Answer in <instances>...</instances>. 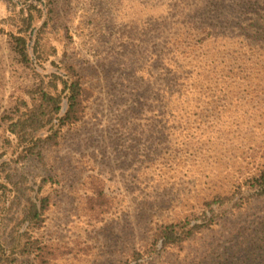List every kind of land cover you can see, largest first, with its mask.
Masks as SVG:
<instances>
[{
  "label": "rangeland",
  "instance_id": "374dc122",
  "mask_svg": "<svg viewBox=\"0 0 264 264\" xmlns=\"http://www.w3.org/2000/svg\"><path fill=\"white\" fill-rule=\"evenodd\" d=\"M216 16L257 26L264 0H0V177L12 183L0 199V257L15 264L248 259L240 237L255 240L264 197L213 206L219 224L181 249H149L161 226L210 219L205 204L217 198L246 199L245 183L264 170V46L200 37L182 46L191 24ZM16 36L26 40L27 62L13 49ZM75 78L77 120L67 122L62 83ZM41 91L62 98L61 122L33 136L49 138L43 159L9 133ZM30 202L37 220L25 218ZM262 255L250 257L261 263Z\"/></svg>",
  "mask_w": 264,
  "mask_h": 264
},
{
  "label": "trees",
  "instance_id": "16d2710c",
  "mask_svg": "<svg viewBox=\"0 0 264 264\" xmlns=\"http://www.w3.org/2000/svg\"><path fill=\"white\" fill-rule=\"evenodd\" d=\"M206 4V3H205ZM205 7V5H203ZM205 17L198 19V23L191 24V28L188 29L189 33H184L183 45L189 46L187 42L189 39H196L200 37L199 41L204 42L206 40L211 41H240L242 47L249 50H261V47L264 46V16H261V21L259 20L257 26L254 23L249 25L245 21L232 20V17H229L225 23H220L218 17H214L215 21L210 20L204 22ZM254 22V21H253ZM223 25V27H222ZM229 27H234V29H229ZM259 27V29H258ZM233 31V33L222 32V29ZM206 33V34H205ZM238 33V34H237ZM186 34V35H185ZM13 43V49L17 56H19L23 62H27L28 59V49L26 40L23 37L16 36L11 37ZM63 92L66 93L65 99L67 104V111L65 113L64 119L67 122H75L77 120V112L79 106V100L81 95V83L78 78H75L72 82H63ZM61 100L59 96H52L51 93L41 91L37 103L32 106L28 111V114L25 115V119L22 121L12 123L9 129L10 135L16 137L18 141L25 145V153H28L29 156H38L40 159H43V149L45 143L49 138L42 139L38 138L36 142H33L34 133L40 129L45 128L50 125V130H52L56 125L53 124L54 120L58 119L61 108ZM62 119V120H64ZM169 119V118H168ZM167 119V120H168ZM171 120V118L169 119ZM60 128V125H58ZM36 149L37 153H34ZM6 179V178H5ZM0 177V199H3L6 202L5 193L9 191L8 186L12 185L11 181L6 180ZM248 186V192L251 193L246 199L240 198L237 201H234L233 198H217L212 202L205 204V207L209 209L212 217L207 219L205 214L199 221H184L183 223L169 224L166 226H161L158 228L154 234L153 245L149 248L150 250H155L158 246L161 252L168 250L181 249L191 240H194L197 236H202L204 232L210 231L214 226H217L220 221L218 218H221V215L215 213L212 207L217 206V210L223 208L226 205H232V208L240 207L238 204H249L252 199L263 198L264 197V170L260 171L257 175L248 179V182L245 183ZM25 218L28 220H37L40 218L41 213L38 211L35 204L31 203L24 212ZM225 217V216H224ZM32 222V221H28ZM2 223L0 221V236L4 233L2 232ZM2 232V233H1ZM14 241L16 236L13 232L8 234V239ZM248 234L242 235L240 239H243L245 242H248V246L244 251L251 250V257H255L256 253L261 250V263H256V259H252L248 256L247 260H243V263H239L241 258L235 263L233 260H228V264H264V224L259 232H257L253 237L255 240H249ZM2 239V238H1ZM0 239V242H2ZM13 239V240H12ZM0 245H2L0 243ZM243 245L241 242L237 243V246ZM148 249V251H149ZM142 255L137 253L134 255L133 260L137 261ZM42 258V257H41ZM15 264L14 260H9L8 257H0V264ZM41 264H45L41 261ZM126 264H129L126 262ZM202 264H219L205 262Z\"/></svg>",
  "mask_w": 264,
  "mask_h": 264
}]
</instances>
